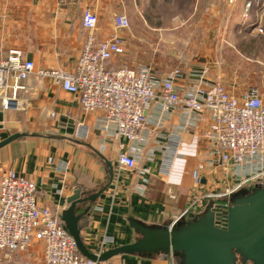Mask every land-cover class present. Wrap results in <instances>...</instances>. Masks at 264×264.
Listing matches in <instances>:
<instances>
[{
  "label": "crops",
  "instance_id": "obj_1",
  "mask_svg": "<svg viewBox=\"0 0 264 264\" xmlns=\"http://www.w3.org/2000/svg\"><path fill=\"white\" fill-rule=\"evenodd\" d=\"M153 1L0 0V61L18 50L35 64L36 71L72 72L91 34L101 40L118 34L125 54L113 67L150 66L159 79L180 70L176 85L182 96H191L200 84L199 75L207 71L201 81L207 92L223 83L241 98L257 87L264 100L258 82L246 81L247 62L252 61L249 54L264 39V0L232 4L227 0L221 8L195 3L182 12H177L176 0H157V5ZM86 9L98 15L94 31L83 26ZM122 13L131 26L118 31L114 18ZM155 19L156 23L151 22ZM27 86L25 111H5L0 103V144L19 135L0 148V180L14 171L34 182L38 204L61 221L77 190L90 197L106 188L97 199L78 207L83 215L81 237L89 250L97 253L103 244L107 251L134 243L140 235L132 222L171 228L187 210L182 222L230 201L208 197L226 192L239 178L238 172L222 164L221 151L204 138L209 113L184 108L167 112L155 106L148 113L145 131L130 141L117 136L114 126L103 125L102 112H84L79 96L53 79L33 75ZM81 127L88 130L86 138L78 136ZM173 148L176 155L168 173ZM121 154L135 157L136 167L120 169ZM0 260L1 264H45L43 245L35 242L9 259L0 253ZM112 261L178 264L177 258L164 253L118 255Z\"/></svg>",
  "mask_w": 264,
  "mask_h": 264
},
{
  "label": "built area",
  "instance_id": "obj_2",
  "mask_svg": "<svg viewBox=\"0 0 264 264\" xmlns=\"http://www.w3.org/2000/svg\"><path fill=\"white\" fill-rule=\"evenodd\" d=\"M82 21L91 31L99 25L98 15L91 9L84 11ZM114 24L118 31L131 26L124 13L115 16ZM124 54L123 40L118 34L102 40L91 34L74 71H36L35 64L25 60L21 51L12 50L0 61L1 106L5 111H25L28 108L27 82L36 75L51 78L63 90L79 96L84 112H102L103 125L114 126L117 136L130 141L140 138L148 126V113L155 106L167 112L184 108L191 113H209L211 121L204 138L221 151L222 164L238 172L239 178L226 192L208 197L230 199L246 188L264 187V100L259 89L251 87L239 98L231 94L225 84L217 83L214 92L209 93L201 85L208 73L204 71L199 75L200 84L195 85L194 93L182 96L176 85L180 70L159 79L150 66L134 68L120 64L113 67V62ZM87 135L85 127L79 128L80 138ZM175 155L173 148L168 154V173ZM136 163L135 157L120 155V169L132 170ZM36 192L34 182L14 171L7 172L0 180V253L6 259L39 242L43 245L45 264H115L112 260L92 261L82 256L59 216L38 204ZM169 197L176 199L172 191ZM188 212L176 219L171 228ZM218 224L224 226V218ZM104 248L103 244L97 254L105 252Z\"/></svg>",
  "mask_w": 264,
  "mask_h": 264
},
{
  "label": "water",
  "instance_id": "obj_3",
  "mask_svg": "<svg viewBox=\"0 0 264 264\" xmlns=\"http://www.w3.org/2000/svg\"><path fill=\"white\" fill-rule=\"evenodd\" d=\"M18 137L12 136L0 148ZM105 189L90 197H83L81 190H77L69 198L70 206L62 216L80 254L89 260L109 261L118 255L164 253L179 258L180 264H264V187L238 192L231 196L226 207L211 206L205 215L189 222L179 221L173 228L132 222L140 237L132 244L99 255L83 242L80 227L83 215L78 214V207L94 201ZM223 218L225 225L220 227L218 223Z\"/></svg>",
  "mask_w": 264,
  "mask_h": 264
},
{
  "label": "rangeland",
  "instance_id": "obj_4",
  "mask_svg": "<svg viewBox=\"0 0 264 264\" xmlns=\"http://www.w3.org/2000/svg\"><path fill=\"white\" fill-rule=\"evenodd\" d=\"M227 0H176V5H177V12H182L183 10L187 9L190 6H194L195 3H198L199 7H206L207 5L209 6L210 3H213L214 7H225ZM154 5H157V0H154ZM173 2V0H172ZM207 2V5H205ZM234 0H230V3L232 4ZM153 4V3H151ZM174 4V3H173ZM154 8V9H153ZM152 10H156V7H152ZM123 14V13H122ZM173 15V12H171ZM184 17V15H183ZM151 22L156 23L155 20H151ZM245 45H249V43H246ZM249 59L252 61L247 62V71H246V81L253 83L254 81L258 82L255 83L257 86H259L264 93V39L259 40L256 44V47L251 50V54H249ZM256 60H260L261 63L258 64ZM252 66V68H251ZM253 66L256 67V70L253 69ZM259 67V68H258ZM249 78V79H247ZM254 84V83H253ZM257 88V87H256ZM258 89V88H257ZM245 190H248V188L242 190L243 192ZM240 191V192H242Z\"/></svg>",
  "mask_w": 264,
  "mask_h": 264
},
{
  "label": "trees",
  "instance_id": "obj_5",
  "mask_svg": "<svg viewBox=\"0 0 264 264\" xmlns=\"http://www.w3.org/2000/svg\"><path fill=\"white\" fill-rule=\"evenodd\" d=\"M229 203V202H228ZM228 203H226V201H224L221 205L223 206V207H226V205H228ZM224 210V209H223ZM62 222V224L65 226V224L63 223V221H61ZM177 262H178V264H180V259L179 258H177Z\"/></svg>",
  "mask_w": 264,
  "mask_h": 264
}]
</instances>
